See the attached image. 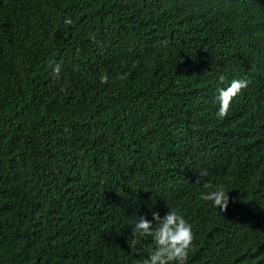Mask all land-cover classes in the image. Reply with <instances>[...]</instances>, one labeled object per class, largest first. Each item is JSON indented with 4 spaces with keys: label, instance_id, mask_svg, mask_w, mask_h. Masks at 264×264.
Wrapping results in <instances>:
<instances>
[{
    "label": "trees",
    "instance_id": "trees-1",
    "mask_svg": "<svg viewBox=\"0 0 264 264\" xmlns=\"http://www.w3.org/2000/svg\"><path fill=\"white\" fill-rule=\"evenodd\" d=\"M150 208L264 264V0H0V264H138Z\"/></svg>",
    "mask_w": 264,
    "mask_h": 264
},
{
    "label": "clouds",
    "instance_id": "clouds-1",
    "mask_svg": "<svg viewBox=\"0 0 264 264\" xmlns=\"http://www.w3.org/2000/svg\"><path fill=\"white\" fill-rule=\"evenodd\" d=\"M71 19L65 17L64 23L71 24ZM56 70H59L57 66ZM101 82L108 81L107 75L100 77ZM224 77L220 76V80ZM244 81L233 80L227 87L218 89L217 99L219 101L218 114H226L232 97L244 86ZM206 170H200L197 183L201 177L207 176ZM209 191L201 193L206 201L223 211L229 203L228 191L223 186H213L206 183ZM152 219L145 215H139L131 228L133 235L140 237H151V246L146 249V255L138 264H186L189 249L193 241L192 225L184 216L175 209H168L164 215L158 211L151 210Z\"/></svg>",
    "mask_w": 264,
    "mask_h": 264
}]
</instances>
